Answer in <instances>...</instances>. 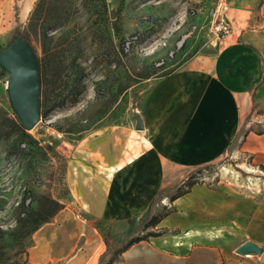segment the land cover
<instances>
[{
	"label": "crops",
	"instance_id": "obj_1",
	"mask_svg": "<svg viewBox=\"0 0 264 264\" xmlns=\"http://www.w3.org/2000/svg\"><path fill=\"white\" fill-rule=\"evenodd\" d=\"M137 114L142 130L134 120L77 146L67 165L71 199L32 232L24 264H106L164 207L172 211L152 230L159 234L111 264H264V26L246 21L211 60L190 59L150 82ZM227 155L255 173L243 188L199 182L162 202ZM220 170L238 180L231 166ZM245 241L263 252L237 254Z\"/></svg>",
	"mask_w": 264,
	"mask_h": 264
},
{
	"label": "rangeland",
	"instance_id": "obj_2",
	"mask_svg": "<svg viewBox=\"0 0 264 264\" xmlns=\"http://www.w3.org/2000/svg\"><path fill=\"white\" fill-rule=\"evenodd\" d=\"M220 18L226 32L216 30ZM246 21L264 26V0H0V48L23 36L37 58L40 117L21 127L0 68V264L28 259L32 233L20 223V201L67 203L77 146L131 126L150 82L190 59L211 60L218 41ZM234 159L193 172L243 188L255 173ZM230 166L238 180L220 170Z\"/></svg>",
	"mask_w": 264,
	"mask_h": 264
},
{
	"label": "water",
	"instance_id": "obj_3",
	"mask_svg": "<svg viewBox=\"0 0 264 264\" xmlns=\"http://www.w3.org/2000/svg\"><path fill=\"white\" fill-rule=\"evenodd\" d=\"M0 68L9 74L7 93L12 109L24 130L32 129L39 121L38 61L23 36H15L5 48H0ZM137 131L143 129L141 118L134 114ZM235 252L241 255L261 254L263 249L245 241Z\"/></svg>",
	"mask_w": 264,
	"mask_h": 264
},
{
	"label": "trees",
	"instance_id": "obj_4",
	"mask_svg": "<svg viewBox=\"0 0 264 264\" xmlns=\"http://www.w3.org/2000/svg\"><path fill=\"white\" fill-rule=\"evenodd\" d=\"M200 169L201 167L195 169V171ZM193 171L192 173L187 175L185 180H183V182L174 189V192L168 196V202L171 203L177 197L187 193L193 184L200 182V179L196 177V173ZM36 200L38 202L37 208H32L30 205H25V199L20 201L17 207L18 214L22 216L20 218V223L24 226L26 230L25 234H30L34 232L42 223L46 222L62 207V205L56 200L45 196H42ZM171 211L172 208L164 207L159 213L150 215L146 220H144L141 224L142 231L144 232L143 235L128 239L131 232L127 233L121 243V246L116 249L114 256L106 264H111L112 262H114L117 256L126 248H128L131 244L146 239L150 235H158L159 231H152L151 229H154V227L160 222V220Z\"/></svg>",
	"mask_w": 264,
	"mask_h": 264
},
{
	"label": "built area",
	"instance_id": "obj_5",
	"mask_svg": "<svg viewBox=\"0 0 264 264\" xmlns=\"http://www.w3.org/2000/svg\"><path fill=\"white\" fill-rule=\"evenodd\" d=\"M220 7L222 6L221 4L219 5ZM219 7V8H220ZM225 9V8H224ZM216 30H218V31H224V32H226L227 31V25H226V23H224V21H223V18H220V21L218 22V26L216 27ZM136 38H137V36H133V37H131V40H133V41H135L136 40ZM131 43H133V42H131V41H125L124 42V44H125V49H128L129 48V45L131 44ZM263 174V176H264V173H262ZM264 185V184H263ZM162 202H164V204L168 207V205H169V203H168V199L167 198H163L162 199Z\"/></svg>",
	"mask_w": 264,
	"mask_h": 264
}]
</instances>
